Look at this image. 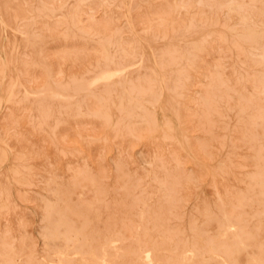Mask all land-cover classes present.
<instances>
[{
	"label": "rangeland",
	"instance_id": "rangeland-1",
	"mask_svg": "<svg viewBox=\"0 0 264 264\" xmlns=\"http://www.w3.org/2000/svg\"><path fill=\"white\" fill-rule=\"evenodd\" d=\"M263 121L264 0H0V264H55L53 205L74 229L81 208L115 229L138 227L142 213L111 244L132 250L120 261L140 264L144 240L159 244L145 227L160 209L171 246L190 251L238 222L264 246L253 198L264 191ZM226 200L238 222L200 216Z\"/></svg>",
	"mask_w": 264,
	"mask_h": 264
},
{
	"label": "bare ground",
	"instance_id": "bare-ground-1",
	"mask_svg": "<svg viewBox=\"0 0 264 264\" xmlns=\"http://www.w3.org/2000/svg\"><path fill=\"white\" fill-rule=\"evenodd\" d=\"M169 15V14H168ZM245 19V18H244ZM246 21V20H245ZM250 21V20H248ZM128 24V21H127ZM132 26V25H131ZM132 30V28H131ZM261 40V39H260ZM257 41V40H256ZM261 42V41H260ZM170 54V53H169ZM119 62V61H118ZM28 63V62H27ZM23 65V64H22ZM24 71V70H23ZM118 72H120V70L116 69L114 70L113 73H108V72H101L94 80V82L102 80V81H106L108 80L112 75L117 74ZM123 74V73H122ZM27 75V74H26ZM186 76V75H185ZM114 77V76H113ZM186 78H188L186 76ZM186 81V80H184ZM187 82V81H186ZM253 82V79L252 81ZM103 83V82H102ZM214 83V82H213ZM96 84V83H95ZM187 84V83H186ZM242 84V82H241ZM253 84V83H252ZM251 84V85H252ZM256 84V83H255ZM211 86L213 87V84H211ZM255 86V87H254ZM253 87L256 88V85H254ZM215 87V86H214ZM258 87V85H257ZM211 87L208 89L210 90ZM215 88H213L214 90ZM162 90V89H161ZM207 90V91H208ZM212 90V89H211ZM216 90V89H215ZM214 90V91H215ZM212 92V91H211ZM206 93V92H205ZM218 93V92H217ZM210 94V92H209ZM216 94V92H215ZM207 96V95H206ZM205 97V96H204ZM243 100V98H242ZM206 102V101H205ZM10 104V103H9ZM204 104V103H203ZM11 105V104H10ZM205 105V104H204ZM250 105V104H248ZM223 106V105H222ZM246 106V105H244ZM251 106V105H250ZM256 106V105H255ZM38 107V106H37ZM240 107V106H239ZM241 108V107H240ZM254 109V108H253ZM115 111V110H114ZM249 111V110H248ZM117 112V111H116ZM211 113V112H210ZM119 114V113H118ZM256 114V113H254ZM258 114V113H257ZM46 115V114H45ZM120 116V115H119ZM259 116V115H258ZM9 117V116H8ZM48 117V114H47ZM118 117V116H117ZM10 118V117H9ZM241 118V117H240ZM46 120V116L44 118V121ZM118 120V119H117ZM201 122V121H200ZM264 122V121H263ZM249 124V123H248ZM263 124V123H262ZM251 125V124H250ZM249 125V126H250ZM257 125V124H256ZM248 126V125H246ZM256 127V126H255ZM264 128V127H263ZM249 129V127H248ZM255 129V128H254ZM263 131V130H262ZM261 131V133H262ZM104 132V131H103ZM253 132V131H252ZM252 134V133H250ZM175 135V134H174ZM239 135V133H238ZM241 135V134H240ZM243 135V134H242ZM262 135V134H261ZM162 136V135H161ZM247 136V135H246ZM99 137V136H98ZM241 137V136H240ZM253 139V137H249V139ZM257 138V137H256ZM255 138V140H256ZM244 139V138H243ZM260 139V137H259ZM258 140V139H257ZM161 141V140H160ZM259 141V140H258ZM257 141V142H258ZM162 142V141H161ZM204 142V141H203ZM242 142V141H241ZM251 142V141H250ZM104 143V142H103ZM200 144V143H199ZM242 144V143H241ZM251 144V143H250ZM251 146V145H250ZM248 146V147H250ZM252 149V147H250ZM113 149V148H112ZM253 150V149H252ZM257 150V149H256ZM255 151V150H254ZM253 151V152H254ZM74 152V151H73ZM249 152V151H248ZM76 153V152H75ZM255 154V152L253 153ZM237 155V154H236ZM60 157V156H59ZM79 158V157H78ZM259 159V158H258ZM120 160V159H119ZM100 161V160H99ZM159 161V160H158ZM156 162V161H155ZM122 163V162H121ZM211 163V162H210ZM90 166V165H89ZM105 166V165H104ZM92 167V166H91ZM106 167V166H105ZM156 167V166H155ZM160 167V166H159ZM168 167V166H167ZM102 168V167H101ZM104 168V167H103ZM157 169V168H156ZM161 169V168H160ZM169 169V168H168ZM256 169V168H255ZM102 171V170H101ZM255 173V171H254ZM104 174V173H103ZM110 175V174H109ZM167 175V174H166ZM175 175V174H174ZM263 175V174H262ZM74 176V175H73ZM104 176V175H103ZM168 176V175H167ZM183 176V174H182ZM251 176V175H250ZM109 177V176H108ZM161 177V176H160ZM165 177V176H164ZM134 179V178H133ZM126 180V179H125ZM159 180V179H158ZM170 180V179H169ZM185 180V179H184ZM164 181V180H163ZM161 181V182H163ZM257 181V180H256ZM260 181V180H259ZM172 182V181H170ZM60 183V182H59ZM195 183V182H194ZM164 183H162L161 185L163 186ZM173 184V183H172ZM179 184V183H177ZM184 184V183H183ZM256 185L258 183H255ZM70 185V184H69ZM90 185V183H89ZM197 185V184H196ZM166 186V185H164ZM178 186V185H176ZM185 185H183L182 187H184ZM243 186V185H242ZM66 187V185H65ZM158 187V185H157ZM214 187V186H213ZM60 188V187H59ZM163 188V187H162ZM187 188V187H186ZM58 189V188H57ZM61 189H63L61 187ZM127 189V188H126ZM131 189V188H130ZM166 189V188H165ZM53 190V189H52ZM69 190V189H68ZM132 190V189H131ZM169 190V189H168ZM167 190V191H168ZM183 190V189H182ZM194 190V188H193ZM59 191V190H57ZM67 190H65L66 192ZM71 191V190H70ZM120 191V190H119ZM165 190V192H167ZM173 191V190H172ZM181 191V189L179 190ZM256 196H254V200L259 203L262 204L261 206V210L255 214H261L264 215V191L261 189L260 186L256 187ZM63 192V191H62ZM61 192V193H62ZM73 192V191H72ZM126 192V191H125ZM171 192V191H170ZM222 192V190H221ZM143 193V192H141ZM169 193V192H168ZM179 193V192H177ZM183 193V192H182ZM224 193V192H223ZM99 194V193H98ZM127 194V193H126ZM174 194V193H173ZM180 194V193H179ZM185 194H187L185 192ZM196 194V193H195ZM194 194V196H195ZM140 195V193H139ZM172 196V194H170ZM228 195V194H227ZM55 196V193H54ZM146 196V195H145ZM169 195L167 194V197ZM249 196V195H248ZM57 197H58V193H57ZM66 197V196H65ZM144 197V196H143ZM176 197V195H175ZM174 197V198H175ZM127 198V197H125ZM183 198V197H182ZM217 198V195H216ZM63 199V198H62ZM66 199V198H65ZM68 199V198H67ZM134 199V198H133ZM147 199V198H146ZM158 199V198H157ZM171 199V198H170ZM185 199V198H184ZM226 199V198H225ZM59 200V199H58ZM132 200V199H131ZM135 200V199H134ZM161 200V199H160ZM160 200H156L157 202H159ZM178 200V199H176ZM195 200V199H194ZM57 201V200H56ZM127 201V200H126ZM238 202H240V205L247 203L245 201V198H241L237 200ZM58 202V201H57ZM62 202V201H60ZM68 202V200H67ZM130 202V201H129ZM136 202V200H135ZM174 202V201H173ZM178 203V201H176ZM186 202V200H185ZM218 202V201H217ZM226 202H229L228 200H226ZM79 202H77L78 204ZM94 203V202H93ZM96 203V200H95ZM143 203V202H142ZM175 203V202H174ZM180 203V200H179ZM59 204V203H56ZM76 204V205H77ZM126 203L123 204V206ZM138 204V203H137ZM220 204V202H219ZM53 205V204H52ZM81 205V204H80ZM79 205V206H80ZM84 205V204H83ZM94 205V204H93ZM131 205V204H130ZM133 205V204H132ZM131 205V206H132ZM139 205V204H138ZM179 205V204H178ZM176 205V206H178ZM204 205V204H203ZM247 205V204H246ZM51 206V205H50ZM75 206V205H74ZM101 206V205H99ZM135 206V205H134ZM183 206V205H182ZM236 206V205H235ZM59 207V206H58ZM61 207V206H60ZM81 207V206H80ZM83 207V206H82ZM102 207V206H101ZM136 207V206H135ZM203 207V206H202ZM71 208V207H70ZM119 208V207H118ZM122 208V207H121ZM139 208V207H138ZM160 208V207H159ZM200 208V206H199ZM233 207V204L231 202L228 203V205H225V207L223 209H221V211H219V214H214V213H209V212H203L200 213V216L204 217V220L207 221L208 223L213 221L216 217L221 216L225 219H231L233 221L238 222L236 219H238L237 217H240V211H236ZM90 209V208H89ZM104 209V208H103ZM108 209V208H107ZM135 209V208H134ZM166 209V208H164ZM177 209V208H176ZM181 209V207H180ZM77 210V209H76ZM106 210V209H105ZM109 210V209H108ZM117 210V209H116ZM120 210V209H119ZM122 210H127V212L122 213L124 218H130L131 216V209L130 207H125ZM138 210V209H136ZM152 210V209H151ZM156 210V209H155ZM158 210V209H157ZM161 210V209H160ZM160 210L155 211L154 213H156L153 216L154 222L152 224H149V226L145 227V225H143L148 231H150L152 228H155L156 233H159V235H161V239L159 244L157 245H150V242H148V239L144 240V243L148 246V248L146 250H139L138 255L136 256L138 260H140V264H240V257L243 255L246 247L248 246H252L253 250H252V255L250 256V258L246 259V264H264V246L260 245V244H255V242L253 243H249L248 241L253 239V235L252 234H246V232L243 231V229L240 227V223H236L235 226L237 229H235V231L229 232V236L223 234L220 235L218 238L216 239H206L204 240V243L202 245L199 244V242H193V248L192 250L188 251L185 248L184 243H182L181 240H177L179 239V235H177V241L176 243L171 246L170 242H169V237L167 235H165V219H166V215L164 212H161ZM203 210V209H202ZM248 210V209H247ZM91 211H93L91 209ZM133 211V210H132ZM140 211V210H139ZM179 211V210H178ZM198 211V210H196ZM48 212V213H47ZM77 212V211H76ZM110 212V211H109ZM135 212V211H133ZM141 212V211H140ZM139 212V213H140ZM167 212V211H166ZM46 213L48 214V218H49V224L51 225L50 227V238L51 239H61V242L63 244V249L61 250H54L53 254V261L55 262V264H136L134 262V259L130 260H125V261H120L119 259H121V257L124 258H129V255L132 256L133 252L131 249H121V248H114L113 246H111V244L113 242H115L117 239L119 238H124V234H126V232H131L135 229V231H138L137 229H139L138 227H140L141 225V221L143 219L142 213L139 215V222L138 223V227H134L132 229V227L128 228L127 226L123 225V229H115V228H111L112 225H110L109 227H104L101 226L100 221L98 220V216H96V214H94V212H88V210H84V208H81L78 212H77V216H78V222H79V228L74 229V227L72 225H70L71 223H69L67 221L68 217L65 216V214L67 213L66 208H59V209H54V205L53 208H51L49 211H46ZM45 213V214H46ZM115 213V211H114ZM137 213V212H136ZM153 213V214H154ZM182 213V212H181ZM106 214V213H105ZM128 215V216H127ZM152 215V214H151ZM183 215V214H182ZM198 215V214H195ZM172 216V215H171ZM177 216V215H176ZM185 216V215H184ZM249 216V215H248ZM123 217H120L123 218ZM169 217V215H168ZM132 218V217H131ZM55 219V220H54ZM147 219V218H146ZM168 219V218H167ZM77 220V219H76ZM129 220V219H128ZM148 220V219H147ZM47 221V220H46ZM124 221V220H123ZM113 222H115L113 220ZM148 222V221H147ZM169 222V221H168ZM125 223V222H124ZM150 223V222H149ZM122 224V223H121ZM131 224H133L131 222ZM220 224V223H219ZM47 225V224H46ZM115 225V224H113ZM136 225V224H134ZM118 226V225H117ZM132 226V225H131ZM175 226V225H174ZM61 227V231L59 230ZM218 227V226H217ZM76 228V227H75ZM118 228V227H117ZM176 228V226L174 227ZM193 228V227H192ZM107 229V230H105ZM143 229V228H142ZM173 229V227H172ZM175 230V229H174ZM177 230V229H176ZM190 230V229H189ZM197 231L195 233H199V229H196ZM220 231V230H219ZM228 230H225V232H227ZM142 232V231H141ZM145 232V231H143ZM71 233H73V237L74 235H80L82 236L81 238H74L72 240V243L70 242L71 240ZM176 233V232H175ZM122 234V235H121ZM130 234V233H129ZM128 234V235H129ZM143 234V233H142ZM172 234V233H171ZM107 235V236H106ZM131 235V234H130ZM174 235V234H172ZM199 235V234H198ZM143 236H145V234H143ZM148 236V235H147ZM146 236V237H147ZM49 238V239H50ZM176 238V237H175ZM121 239V240H122ZM151 239V238H150ZM158 239V237H157ZM47 240V239H46ZM152 240V239H151ZM69 242L71 244H69ZM95 242V243H94ZM192 242V241H191ZM154 243V242H152ZM123 244V243H122ZM145 246V245H144ZM188 246V245H186ZM72 248L69 250H67L68 248ZM109 248H114L113 249V253L109 254L107 253L106 249ZM124 248V247H123ZM139 248V247H138ZM52 251V250H51ZM50 251V252H51ZM73 251V252H71ZM188 251V252H187ZM250 251V250H249ZM48 252V251H47ZM70 252L74 255H76L77 257L75 259H69L68 256L70 254ZM251 252V251H250ZM187 253H189L190 255H187ZM208 255V260H206L205 255ZM46 255V254H45ZM28 257V256H27ZM49 257H47L48 259ZM52 259V257H50ZM49 258V260H50ZM11 262V261H10ZM26 264H34L35 262L32 263V261H26ZM45 264V263H44Z\"/></svg>",
	"mask_w": 264,
	"mask_h": 264
}]
</instances>
